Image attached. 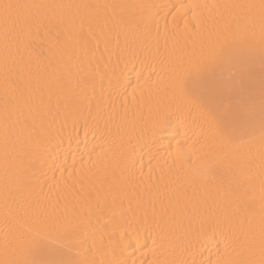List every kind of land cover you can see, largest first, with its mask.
Wrapping results in <instances>:
<instances>
[{
  "label": "bare ground",
  "instance_id": "bare-ground-1",
  "mask_svg": "<svg viewBox=\"0 0 264 264\" xmlns=\"http://www.w3.org/2000/svg\"><path fill=\"white\" fill-rule=\"evenodd\" d=\"M260 2L0 0L89 6L48 10L62 15L65 23L45 20L38 31L33 29L30 68L25 67L27 53L23 64L15 63L18 58L11 37L6 51L0 17V259L23 264L29 258L32 210L62 213L67 205L94 234L97 246L109 250L110 258H128L129 264L131 259L137 264L141 260L146 264H261L264 200L259 139L245 149L253 157L252 179L247 180L240 174L236 157L219 141L200 136L202 121L195 109L186 110L184 127L173 120L153 134L145 123L156 109L179 102L171 88L157 81L158 75L166 77L161 71L165 61L186 60L194 52L217 54L219 59L208 66L204 76L189 78L187 90L196 95L244 63L246 45L232 40L225 43L222 37L249 32L253 19V63L259 80V8L211 6H258ZM192 3L209 6L202 10V27L185 32L181 21L175 33L172 17L167 15L171 6ZM62 49L67 53L63 57L67 72L54 74ZM138 73L140 83H152L151 89L133 91ZM238 77L237 71L233 81ZM81 78L90 80L88 88L76 87ZM22 125H27L30 135L21 134ZM6 134L10 137L7 162ZM177 141L187 154L181 163L175 162ZM133 217L157 222L152 234L157 239L154 254L149 251L152 238L146 233L129 230L121 241L112 232L114 224ZM203 218L225 223L224 232L231 242L227 250L219 232L195 239L192 225ZM138 239L147 245L146 256L137 251ZM6 242L7 257L2 251Z\"/></svg>",
  "mask_w": 264,
  "mask_h": 264
},
{
  "label": "snow or ice",
  "instance_id": "snow-or-ice-1",
  "mask_svg": "<svg viewBox=\"0 0 264 264\" xmlns=\"http://www.w3.org/2000/svg\"><path fill=\"white\" fill-rule=\"evenodd\" d=\"M87 5H48L36 3H0V17L5 26V48L9 49V38L15 41L18 58L15 63L23 64L25 53L29 56L31 66V53L29 51L30 41L33 36V29L39 27L46 20L49 24L65 23L62 15L55 12L49 13L48 10L87 8ZM97 8L100 6L97 5ZM107 7V6H106ZM122 7V6H113ZM140 8L147 6L140 5ZM168 7V6H165ZM212 8H259V28H260V48L262 72L257 80L254 71L255 57V19H253V29L247 33L224 36L222 40L227 43L229 40L243 42L246 47V59L238 67L239 77L234 82L232 77L237 75V71H232L227 78L203 87L196 95L190 94L187 90V83L190 77H202L209 70L208 66L215 64L219 57L215 52L196 54L188 56L186 60L176 62L165 61V67L161 71L165 76H157L159 84H166L179 97V102L175 105L169 104L156 109L150 113L145 123L152 129L153 134L156 130L168 125L171 121H179L181 127L185 126V112L195 109L202 121L200 136L205 140L219 141L227 150L229 155L235 156V163L239 166L240 174L247 180H251L252 153L249 148L254 141L259 139L261 145V196L264 200V0L257 5H212ZM209 8L208 5L192 3L187 5H172L168 14L172 17L173 31L179 33L180 23L183 22L185 32L199 30L204 23L203 11ZM174 9V11H173ZM190 13V15H189ZM84 27V18H81L80 28ZM147 27V25H146ZM165 29L167 31V17H165ZM67 55L66 50H61V62L58 67L53 68L54 74H66L67 65L63 63V57ZM223 54H221L222 56ZM38 59V58H37ZM7 61V56H6ZM207 62V63H206ZM51 66V65H49ZM6 69V83H7ZM141 74L137 75V85L133 89L143 92L145 87L151 89L153 84L145 81L140 83ZM90 86V80L81 78L77 81L76 87L86 89ZM21 134L30 131L27 125H22ZM13 146L15 142L13 141ZM187 143V141H185ZM10 137L5 135V159L9 158ZM175 152V162L181 163L186 159V153L182 151L183 145L177 141ZM171 154V153H170ZM195 154V153H193ZM71 176V174H69ZM63 178V173H61ZM58 186V184H57ZM67 186V185H66ZM58 204L59 201L57 200ZM34 219L32 227L29 229L32 239L29 248V258L23 264H129L128 258H110V252L103 247L97 246L94 234L84 226L83 219L67 205L62 213L47 211L44 209L32 210ZM262 246H264V209H262ZM157 222L149 224L147 218L138 219L133 217L131 220H122L114 224L111 228L114 234H119L123 241L129 230L135 231L138 235L146 233L152 238L153 247L149 249L153 254L156 251L157 239L152 236ZM225 223L218 220L203 218L195 221L192 225V234L195 239L210 238L220 233L225 239V249L230 247V239L224 232ZM91 245L89 246V241ZM146 244L141 245L137 240V251L142 256L148 254L144 249ZM3 255H8V244L5 243ZM91 257V258H89ZM0 264H20L18 261L10 259H0ZM130 264H137L136 259H131ZM139 264H146L141 260ZM151 264H156L152 261ZM195 264V261H193ZM211 264V262H209ZM217 264H221L217 261ZM225 264H240L238 261H229ZM264 264V260H261Z\"/></svg>",
  "mask_w": 264,
  "mask_h": 264
}]
</instances>
